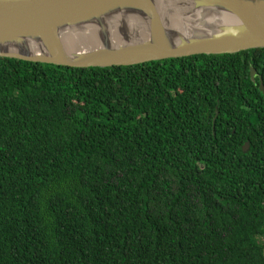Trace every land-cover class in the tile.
Listing matches in <instances>:
<instances>
[{"label": "trees", "instance_id": "trees-1", "mask_svg": "<svg viewBox=\"0 0 264 264\" xmlns=\"http://www.w3.org/2000/svg\"><path fill=\"white\" fill-rule=\"evenodd\" d=\"M261 78L264 47L0 57V264H264Z\"/></svg>", "mask_w": 264, "mask_h": 264}, {"label": "water", "instance_id": "water-1", "mask_svg": "<svg viewBox=\"0 0 264 264\" xmlns=\"http://www.w3.org/2000/svg\"><path fill=\"white\" fill-rule=\"evenodd\" d=\"M197 12L227 20L206 32L177 24ZM262 47L264 0H0V57L110 67Z\"/></svg>", "mask_w": 264, "mask_h": 264}, {"label": "bare ground", "instance_id": "bare-ground-1", "mask_svg": "<svg viewBox=\"0 0 264 264\" xmlns=\"http://www.w3.org/2000/svg\"><path fill=\"white\" fill-rule=\"evenodd\" d=\"M227 17H225L222 14H211L207 12H197L193 15L188 16H180L177 17V24L178 23H185L186 28L189 29V31H208V29L205 27L206 24H217L220 22H226ZM223 22V23H224Z\"/></svg>", "mask_w": 264, "mask_h": 264}]
</instances>
